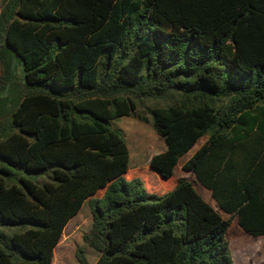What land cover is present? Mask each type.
I'll use <instances>...</instances> for the list:
<instances>
[{
    "label": "trees",
    "instance_id": "trees-1",
    "mask_svg": "<svg viewBox=\"0 0 264 264\" xmlns=\"http://www.w3.org/2000/svg\"><path fill=\"white\" fill-rule=\"evenodd\" d=\"M144 113L162 193L109 126ZM85 200L93 264H233L231 216L264 239V0H0V264H49Z\"/></svg>",
    "mask_w": 264,
    "mask_h": 264
},
{
    "label": "rangeland",
    "instance_id": "rangeland-1",
    "mask_svg": "<svg viewBox=\"0 0 264 264\" xmlns=\"http://www.w3.org/2000/svg\"><path fill=\"white\" fill-rule=\"evenodd\" d=\"M145 119L141 120L135 116H119L109 120V126L117 130L126 145L128 152L127 159V177L140 175L145 182L148 191L163 192L161 182L156 175L148 169V159L152 154L161 152L164 149L162 138L157 135L151 127L150 118L144 113ZM203 137L182 156L173 169L175 178L186 176L192 177L190 173H186L181 169V163L194 151V149L202 142ZM196 191H204L201 185L194 184ZM99 190L96 195H100ZM210 200V199H209ZM220 216L224 219L229 214L223 213L215 206ZM91 223V213L87 200H85L79 210L68 219L62 229L61 235L52 251V258L49 264H79L75 258L77 248L82 250V255L87 264H93L98 253L86 246L81 239V235L85 233ZM228 242L230 254L235 264H246L254 262L264 264V240L261 236H251L245 233L237 225L235 217H230V224L224 234ZM233 243L235 248H233ZM233 263V264H234Z\"/></svg>",
    "mask_w": 264,
    "mask_h": 264
},
{
    "label": "crops",
    "instance_id": "crops-1",
    "mask_svg": "<svg viewBox=\"0 0 264 264\" xmlns=\"http://www.w3.org/2000/svg\"><path fill=\"white\" fill-rule=\"evenodd\" d=\"M202 138V137H201ZM204 139H205V137H203V140H202V142L204 141ZM198 141V140H197ZM196 141V142H197ZM195 142V143H196ZM202 142L194 149V151L202 144ZM193 151V152H194ZM192 152V153H193ZM192 153L188 156V157H190L191 155H192ZM187 157V158H188ZM186 158V159H187ZM185 159V160H186ZM184 160V161H185ZM183 161V162H184ZM182 162V163H183ZM182 163H181V165H182ZM176 165V164H175ZM175 167V166H174ZM174 169V168H173ZM184 171V170H183ZM184 172H186V173H190L191 175H192V177H186V176H181L182 178H187V179H193V174L191 173V172H188V171H184ZM174 173V172H173ZM195 184H197V182L195 183ZM200 185V184H199ZM195 186V185H194ZM203 187V186H202ZM195 188V187H194ZM204 189H206L205 187H203ZM196 190V189H195ZM198 193H199V191H197ZM200 195H201V197L209 204V205H211L214 209H215V202H214V200L212 199V197H211V195H210V192H209V190L208 189H206L205 190V192L204 191H201V193H199ZM210 199V200H209ZM246 233V232H245ZM249 235V234H248ZM258 236H261V235H258ZM262 237V239H263V236H261ZM264 240V239H263ZM233 245H234V243H233ZM228 247H229V245H228ZM233 248H235V245L233 246ZM230 251V250H229ZM232 258V257H231ZM233 261V263H234V260H232ZM235 264V263H234ZM246 264H257V263H254V262H247Z\"/></svg>",
    "mask_w": 264,
    "mask_h": 264
}]
</instances>
